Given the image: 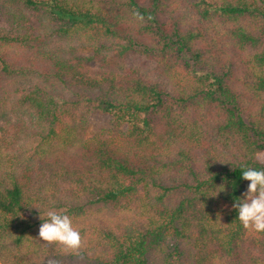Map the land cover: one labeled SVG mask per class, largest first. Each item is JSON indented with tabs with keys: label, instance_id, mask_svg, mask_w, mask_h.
Returning <instances> with one entry per match:
<instances>
[{
	"label": "trees",
	"instance_id": "1",
	"mask_svg": "<svg viewBox=\"0 0 264 264\" xmlns=\"http://www.w3.org/2000/svg\"><path fill=\"white\" fill-rule=\"evenodd\" d=\"M0 15L4 264H264V233L232 208L242 172L264 170V0H0ZM91 112L127 130L89 135ZM48 210L78 250L38 238Z\"/></svg>",
	"mask_w": 264,
	"mask_h": 264
},
{
	"label": "clouds",
	"instance_id": "2",
	"mask_svg": "<svg viewBox=\"0 0 264 264\" xmlns=\"http://www.w3.org/2000/svg\"><path fill=\"white\" fill-rule=\"evenodd\" d=\"M241 177L250 183L242 193V198L234 202L232 208L237 211V219L245 230L264 233V170L247 168ZM222 190L224 186L219 188L215 195ZM46 217L38 229L40 240L48 244H59L66 250H78L81 247V234L73 227V222L67 214L48 210Z\"/></svg>",
	"mask_w": 264,
	"mask_h": 264
},
{
	"label": "rangeland",
	"instance_id": "3",
	"mask_svg": "<svg viewBox=\"0 0 264 264\" xmlns=\"http://www.w3.org/2000/svg\"><path fill=\"white\" fill-rule=\"evenodd\" d=\"M0 25L3 26L5 25V20L4 18H2V16L0 15ZM85 54H90V51L85 50L84 51ZM135 57V59L137 58V56H133ZM135 59H130L128 58V63H133L135 61ZM130 60V62H129ZM145 63H147V60H138L136 61L135 64L136 66H142ZM84 68L86 70V72L91 75V76H96L99 75L101 69L100 66L93 60H90L88 62L84 63ZM88 124H89V128H88V134L89 135H94L100 131L103 130H107L109 128L112 127H118L121 131H126L127 130V125L126 124H118L114 118L107 113H100V112H91L88 114ZM258 158L261 161H264V150L262 152L259 153ZM3 258L0 257V264H4L3 263Z\"/></svg>",
	"mask_w": 264,
	"mask_h": 264
}]
</instances>
